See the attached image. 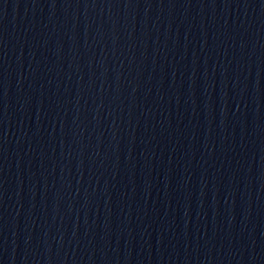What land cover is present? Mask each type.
<instances>
[{
    "label": "water",
    "instance_id": "water-1",
    "mask_svg": "<svg viewBox=\"0 0 264 264\" xmlns=\"http://www.w3.org/2000/svg\"><path fill=\"white\" fill-rule=\"evenodd\" d=\"M0 264H264V248L207 251L118 246L34 248L1 252Z\"/></svg>",
    "mask_w": 264,
    "mask_h": 264
}]
</instances>
